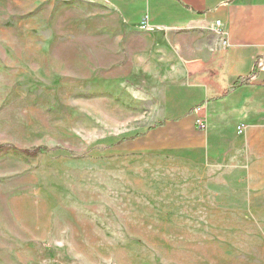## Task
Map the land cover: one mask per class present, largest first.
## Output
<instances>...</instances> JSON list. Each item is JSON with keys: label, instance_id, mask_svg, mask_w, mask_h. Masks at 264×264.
<instances>
[{"label": "rangeland", "instance_id": "rangeland-1", "mask_svg": "<svg viewBox=\"0 0 264 264\" xmlns=\"http://www.w3.org/2000/svg\"><path fill=\"white\" fill-rule=\"evenodd\" d=\"M99 1L0 0V264H264V160L138 151L162 73Z\"/></svg>", "mask_w": 264, "mask_h": 264}, {"label": "crops", "instance_id": "crops-1", "mask_svg": "<svg viewBox=\"0 0 264 264\" xmlns=\"http://www.w3.org/2000/svg\"><path fill=\"white\" fill-rule=\"evenodd\" d=\"M99 2L116 17L104 30L118 40L114 63L152 72L150 80L162 73L154 79L162 83L155 93L162 125L132 141L138 151L208 164L235 153L264 160V0ZM145 38L153 43L137 47ZM260 66L250 83L232 88Z\"/></svg>", "mask_w": 264, "mask_h": 264}, {"label": "trees", "instance_id": "trees-1", "mask_svg": "<svg viewBox=\"0 0 264 264\" xmlns=\"http://www.w3.org/2000/svg\"><path fill=\"white\" fill-rule=\"evenodd\" d=\"M259 68H261V66L260 67H257L254 71H253V73H252V75L251 76H245V77H240V78H238L236 81H235V83H234V85H233V87L232 88H238V87H240V86H243V85H245V84H247V83H250V81H251V78H252V76L253 75H257V73H258V71H259ZM160 125H162V123L161 122H159V123H156L154 126H151L150 128H148L147 129V131L146 132H149L150 130H152L153 128H156V127H158V126H160ZM145 133H142L141 135H139L138 137H140V136H143ZM138 137H136V138H138ZM136 138H133V139H136ZM132 139V138H131ZM130 139H123L122 141H120V144H123V143H125V142H127V141H129ZM4 150H12V151H14V152H18V153H20L21 151H18L16 148H14V147H12V146H0V152L1 151H4ZM45 151H47V150H45V149H43V148H40V149H38V150H34V151H25V152H23L24 154H26V155H29V156H37V155H39V154H41V153H43V152H45Z\"/></svg>", "mask_w": 264, "mask_h": 264}, {"label": "built area", "instance_id": "built-area-1", "mask_svg": "<svg viewBox=\"0 0 264 264\" xmlns=\"http://www.w3.org/2000/svg\"><path fill=\"white\" fill-rule=\"evenodd\" d=\"M218 24H220V22H218ZM198 110H200V109H198ZM197 126H198L199 129H202V130H206L207 129L206 122L204 120H202L201 118L197 120ZM239 132L242 133L243 129L239 128Z\"/></svg>", "mask_w": 264, "mask_h": 264}]
</instances>
